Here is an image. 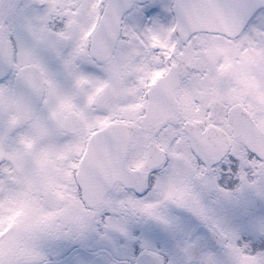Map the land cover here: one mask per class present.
<instances>
[{
	"label": "snow or ice",
	"instance_id": "6c2138e0",
	"mask_svg": "<svg viewBox=\"0 0 264 264\" xmlns=\"http://www.w3.org/2000/svg\"><path fill=\"white\" fill-rule=\"evenodd\" d=\"M0 264H264V0H0Z\"/></svg>",
	"mask_w": 264,
	"mask_h": 264
}]
</instances>
